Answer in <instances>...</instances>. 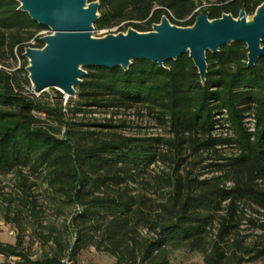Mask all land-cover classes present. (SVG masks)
I'll return each instance as SVG.
<instances>
[{
	"label": "trees",
	"instance_id": "trees-1",
	"mask_svg": "<svg viewBox=\"0 0 264 264\" xmlns=\"http://www.w3.org/2000/svg\"><path fill=\"white\" fill-rule=\"evenodd\" d=\"M263 1L208 0L203 13L252 14ZM100 2L96 30L124 23L150 31L163 15L188 26L200 14L197 0ZM19 5L0 0V176L12 175L16 188L8 193L0 182V218L18 226L15 243L0 242V264H77L89 248L114 264H172L179 249L201 253L202 264L264 260V58L249 68L243 42L208 52L205 83L188 54L165 66L90 67L77 100L64 105L62 93L55 100L25 91L32 84L23 53L42 47L48 28ZM131 112L165 136L128 133L122 115ZM88 113L106 116L91 121ZM230 145L226 156L221 148ZM185 150L199 158L187 161ZM203 159L211 160L209 177L194 172ZM157 163L169 170L153 171ZM39 183L57 219L46 224L33 194ZM24 211L40 228L38 255L20 224Z\"/></svg>",
	"mask_w": 264,
	"mask_h": 264
},
{
	"label": "water",
	"instance_id": "water-1",
	"mask_svg": "<svg viewBox=\"0 0 264 264\" xmlns=\"http://www.w3.org/2000/svg\"><path fill=\"white\" fill-rule=\"evenodd\" d=\"M19 10L51 30L41 36L42 47H27L23 57L36 94L49 87L75 96L90 67H122L128 70L136 60H150L165 66L188 54L205 83L209 71L207 53L217 54L236 42L246 44L247 66L264 58V1L254 13L243 7L238 16L223 13L211 18L199 14L193 24L181 26L163 15L150 31L129 27L126 31L94 36L100 18V0H16Z\"/></svg>",
	"mask_w": 264,
	"mask_h": 264
},
{
	"label": "rangeland",
	"instance_id": "rangeland-1",
	"mask_svg": "<svg viewBox=\"0 0 264 264\" xmlns=\"http://www.w3.org/2000/svg\"><path fill=\"white\" fill-rule=\"evenodd\" d=\"M200 4L199 8L197 11L200 14H204L205 8L208 6V0H197ZM129 27H127L126 24L122 23L119 26H113L111 28H105L101 30H94V36H103L108 33H117L119 31H126ZM51 30L50 29H44L40 32L41 36L50 34ZM26 60V59H25ZM27 61V60H26ZM22 64V61L19 60L17 64H13V66L16 65V67H19V65ZM26 92H34L33 86L26 85L25 87ZM35 93V92H34ZM60 93H62L60 90L54 87H49L46 89L41 94H36L37 96L40 95H50L52 98L55 100L59 98ZM63 95V104L66 105L68 102L69 97L67 94L62 93ZM58 96V97H57ZM74 100H77V95L72 96ZM127 113V115H122V118H127V120L131 121V127L128 129V133L139 135V136H145V137H156V136H165V133L163 129H161L158 124L152 120L151 118L147 116H137L136 114L134 115L133 112ZM106 115L102 113H88L85 114L83 117L87 118L88 120L92 121V118H96V120H103V118ZM246 123L248 126L251 128L253 127L254 121L252 118L248 117L246 119ZM217 133H222V134H230V130L228 129H223L219 128L217 130ZM221 151L224 155L226 156H231L233 155L235 151V147L230 146H224L221 148ZM184 156H186L187 161H193L194 159H198L199 157L197 155H193L191 150H185ZM203 158L208 156L206 152H203L202 154ZM211 160L208 159H203L195 168L194 172L195 173H203L204 177H209L211 176L210 173L207 170L209 168L204 169L203 167L206 166L208 163H210ZM188 167V166H187ZM153 169L155 172H160L163 169L164 170H169L167 165H163L161 163H157L155 165H151L150 167ZM13 177L12 175H7V176H0V182L1 185L6 186L5 191L8 193H14L16 191V188L13 183ZM33 194L37 196L39 205L42 209L41 211V216L42 220L44 221V224L47 222H50V220H57L56 215L54 214L53 208L49 204L48 198H47V193L45 192L44 187H42L39 183V185L33 189ZM0 216H2V205H0ZM22 219H21V226L23 228H28L26 229V234H27V239H28V245H31V252H33L35 255H38L39 252L41 251V245L40 242L37 241L36 234L34 233L35 228L40 231L39 225L37 222H34L33 219H31V226H30V219H29V214L27 211H24L22 213ZM64 217H61L60 222ZM30 226V227H29ZM18 234V226L16 223H8L6 222L3 217L0 218V242L3 243H15L16 241V236ZM4 260V256L0 254V261ZM116 262V259L111 256L110 254L104 253L97 251L95 248H89L87 250L81 251L78 256H77V264H114ZM171 262L172 264H202L203 263V255L199 252H192L188 251L185 249H179V250H174L171 253ZM244 264H264V260H259V261H252V262H246Z\"/></svg>",
	"mask_w": 264,
	"mask_h": 264
}]
</instances>
